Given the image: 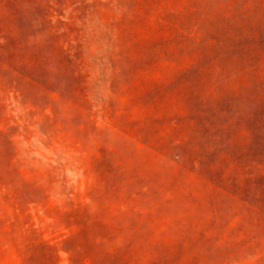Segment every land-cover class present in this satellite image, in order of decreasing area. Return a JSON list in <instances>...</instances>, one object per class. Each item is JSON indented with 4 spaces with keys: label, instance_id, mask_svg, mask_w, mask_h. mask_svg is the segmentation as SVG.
<instances>
[{
    "label": "rangeland",
    "instance_id": "obj_1",
    "mask_svg": "<svg viewBox=\"0 0 264 264\" xmlns=\"http://www.w3.org/2000/svg\"><path fill=\"white\" fill-rule=\"evenodd\" d=\"M0 264H264V0H0Z\"/></svg>",
    "mask_w": 264,
    "mask_h": 264
}]
</instances>
